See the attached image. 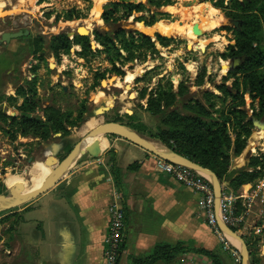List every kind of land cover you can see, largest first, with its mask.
Here are the masks:
<instances>
[{
	"label": "rangeland",
	"instance_id": "obj_1",
	"mask_svg": "<svg viewBox=\"0 0 264 264\" xmlns=\"http://www.w3.org/2000/svg\"><path fill=\"white\" fill-rule=\"evenodd\" d=\"M171 1L173 3L171 8H174L172 11L169 7L167 10L152 7L149 0H9V4L18 7V14H12L6 6L7 13H3L6 16H0V38L3 33L21 30L29 31L30 34L12 41L9 45H0V94L4 97L2 101L4 110H7L10 116L16 115L17 112L12 107L25 103V98L17 96V88L27 89L28 83L35 82L39 106L43 109L54 107L61 112L60 116L64 115L77 124L74 127L65 124L67 128L65 135L58 137L57 135L62 134L52 132L51 139L43 142L41 136L33 133L34 130H26L29 134L24 137L25 127L21 123L14 124L12 119L0 117V180L5 185L6 179L13 183V187L8 188L9 195H3L4 198L11 197L14 190L23 192L22 194L32 193L34 187L30 183L32 177L29 175L31 168L37 169L36 164H44L52 158H56V163L60 165L59 163L70 154L67 152L69 146L73 150L82 138L108 123V116L116 110L125 112L130 109L144 123L154 126L155 130L159 120L148 113V103L154 96L156 98V93L161 92V89L168 91L172 87V92L176 95L181 91L187 92L184 99H191L193 105L201 103L212 112L215 119L224 122L225 118L231 117L229 122L231 126L228 125V128L232 143L235 140L232 129L237 124L235 116L223 117L221 113L230 114V110L235 109L233 107L245 97L246 105L238 109L245 111L244 125L252 122L250 127L247 126L251 133L250 136L245 134L242 140L246 142V147L241 155L235 156L231 152V165L224 182L230 186L241 171L258 174L259 177L248 184V188L243 189L245 186L242 188L252 195V199H244L233 193L239 197L237 210L240 216L250 209L246 202L251 200H254L253 210L259 208L264 211V111H261L260 99H253L250 93L243 89V74L239 75L237 82L231 78L230 72L236 69L233 68V60L226 55L229 53L228 47L235 45L236 28L229 25L232 20L226 17L227 12L218 7L221 0H195L196 4L190 7L187 6L188 2H184L186 0ZM224 1L225 8L231 10L233 0ZM128 3L144 4L146 6L144 14L134 15L129 20H121L126 13L121 7L120 13L113 17L115 21L104 19L109 11L114 10L113 4ZM98 7L104 11L101 21L93 20V17L97 16ZM117 20L119 21L116 22ZM89 22H92V25L87 27ZM146 22L153 23V26L139 24ZM168 23L172 27H168ZM82 27L90 32L86 38L90 41L91 50L86 53L79 44L82 37L78 31ZM190 28L193 32L197 30L196 40L186 35ZM120 30L136 38H139L137 32H140L150 37L152 42L154 39L158 40L160 36L166 37L171 39L170 46L163 47L160 43H154L153 49L143 47L132 59L125 60L118 57L115 52L110 54L105 52L95 36L96 31L106 32L115 39ZM69 34L74 36L70 39L75 43L72 49L67 54L63 52L56 55L50 49L53 37ZM41 39L45 40L43 46L45 51L35 57L33 44ZM197 39L209 40L210 44L203 48L197 45ZM142 44L140 41L139 45ZM15 54L19 55L21 65L19 67L15 65V69L11 71ZM124 56L126 59L129 58L128 54ZM242 63L241 59L240 66ZM222 85L231 88L234 99L240 97L236 99L237 102L231 95H223L218 90ZM11 98H16V101L12 102ZM182 102L179 96L171 110L175 109L180 114L187 115ZM84 107L88 110L82 114ZM105 107H109L110 110L105 111ZM97 112L102 114L95 117L94 113ZM80 116L83 117L82 120ZM88 117H92L89 121L91 128L87 133H83L81 127ZM132 132L158 147L159 151H171L159 141L133 130ZM241 132L244 134L245 129H238V133ZM107 137L110 144L118 139L121 140L119 143L129 147L131 145L117 136ZM90 159L87 151L78 162L83 164ZM255 161L260 163L258 168L252 167ZM17 176L20 177L19 180L16 179ZM243 201H246L245 204ZM255 201L260 204L256 206ZM256 222L264 226L262 219H257ZM18 224L17 218L14 217L9 222L8 231L5 230L7 226L2 228L3 224L0 225V264H20L21 256L19 257L16 234ZM245 237L250 245L257 249L256 252L263 251L264 254L262 247L264 243L258 241V237ZM233 243L241 248L236 241Z\"/></svg>",
	"mask_w": 264,
	"mask_h": 264
},
{
	"label": "crops",
	"instance_id": "obj_2",
	"mask_svg": "<svg viewBox=\"0 0 264 264\" xmlns=\"http://www.w3.org/2000/svg\"><path fill=\"white\" fill-rule=\"evenodd\" d=\"M5 1L7 10L11 11L15 6ZM171 6L162 9L169 7L172 11ZM119 142L121 140L116 139L110 144L106 136L98 138L94 145L102 151L99 157L83 164L78 162L51 190L22 207L4 212L0 217V221H4L2 228L7 226V230L14 217L19 223L16 234L20 264H105L106 239L110 231L109 206L117 192L126 215L125 238L118 264L147 260L162 245L203 250L218 257L222 264H236L235 257L224 250L209 228L200 208L201 196L173 177L158 172L155 155ZM35 172V168H31L29 175L41 183L43 180ZM228 186L227 182L221 183L222 190ZM246 188L248 185L243 189ZM214 190L218 198L215 186ZM244 192L241 195L244 199L253 198ZM246 203L250 209L241 216L238 214L242 221L231 231L245 239L249 250L250 242L245 236H256L264 243V226L256 222L262 219L264 223V211L253 210L254 200ZM255 203L256 206L260 204ZM219 227L224 232V225ZM231 240L241 245L239 249L233 243L240 251L243 264L242 244ZM260 257L264 260L263 251ZM156 264H215V261L211 256L191 252L178 254L171 262L162 260Z\"/></svg>",
	"mask_w": 264,
	"mask_h": 264
},
{
	"label": "trees",
	"instance_id": "obj_3",
	"mask_svg": "<svg viewBox=\"0 0 264 264\" xmlns=\"http://www.w3.org/2000/svg\"><path fill=\"white\" fill-rule=\"evenodd\" d=\"M232 3L233 7L229 11L225 8L224 0L219 1L218 5L220 9L227 12L226 17L228 19L241 22L240 29L235 30V45L228 47L229 53L226 57L231 60L240 58L243 60V63L239 68L230 72L231 78L236 79L237 82L239 75L243 74V89L247 93L249 92L253 99H260V105L262 107L261 111L263 112L264 39H262V36H264V0H233ZM149 5L157 9H162L163 7L173 5V3L171 0H149ZM121 7L126 12L121 20H129L134 15L144 14L146 9L144 4H113L114 10L109 11L104 19L107 21H110L111 19L115 21L113 17L120 13ZM145 24L147 26H153V23L149 24L146 22ZM169 24L170 23L167 25L171 26ZM137 35L139 38H136L132 34H128V32L124 30H120L115 35V39H112L109 33L95 32L96 39L104 47L105 52L108 54L115 52L118 57L125 60L132 59L136 52L143 49V47L151 49L155 47V44L150 37L145 36L140 32H137ZM140 41L143 43L142 45H139ZM170 41L171 39L166 37L160 36L158 38V43L163 47H169ZM44 44L45 40L42 39L34 42L33 51L35 57L38 53H43L45 51L43 47ZM74 44L75 43H73L68 36L60 35L53 37L50 43V49H52L56 55L63 52L67 54L70 52ZM79 44L82 46L85 53L91 50L88 38H80ZM116 44H119V46L117 47ZM124 54H128L129 58L126 59ZM14 58L13 65L19 67L21 65L19 55L15 54ZM250 69L251 71H249ZM116 71L121 73L119 69H116ZM227 79L229 78H226V80ZM35 84V82L28 83L27 89H24L23 87L17 88V96L25 98V103L22 106L16 105L12 107V109L17 112L14 116L8 115L7 110H4L2 104L4 97L0 94V117L12 119L14 124L21 123L25 127V132L26 130H34L33 133L41 136L43 142H48L52 137V132L55 134H62L63 136L67 133L65 124L67 126L68 123L70 126L74 127L77 123L64 115L60 116L61 112L54 107L41 108L37 101V89ZM236 84L238 85V83ZM218 90L223 95L227 96L232 93L231 88L227 85L218 87ZM185 93L187 92L181 91V93L176 95L172 92V87H170L168 91H163L161 89V92L156 93V98L154 96V98L149 101L147 107L148 113L159 120L156 124L155 130L153 129L154 126L151 127L144 123L142 119L132 113L130 109L125 112L116 110L113 114L108 116V123L126 126L141 135L161 142L171 151L212 171L221 182H224L231 165V152H233L235 156L241 155L246 147V142H243L242 140L245 137V134L246 136H250L251 133L248 131V127L252 125V122H248L247 125H244V116L246 117L245 111L238 109L240 106L242 107L246 105L245 97H242L241 102L233 107L235 109L230 110V114L225 112L221 113L223 117L235 116L234 120L237 124L232 129L235 134V140L234 143H232L229 135L230 130L228 128L231 117L225 118L224 122L215 119L212 112L201 103L193 105L191 99H184ZM179 96H181L183 109L187 112V115H182L175 109L171 110L176 105ZM231 97H233V95H231ZM235 98L238 100L240 97ZM236 99H234V101L237 102ZM10 100L14 102L16 101V98H11ZM87 110L88 109L84 107L82 114L87 112ZM63 118L66 120H63ZM82 119L83 117L80 118V120ZM238 129H245V133H238ZM28 134L29 133L26 132L23 136L27 137ZM71 151L72 147L69 146L67 152L71 153ZM259 164L258 161H255L252 167L258 168ZM132 167L134 168L135 165ZM258 177V174H250L241 171L236 181H232L228 188L230 191L241 196L243 194L242 188L255 181ZM6 180V185L0 180V197L3 195H9L8 188L13 187V184L7 183ZM3 223L4 221H0V225ZM255 250L257 251V249L249 244L251 264H262L260 253ZM191 252L211 256L214 258L215 264H222L218 257L206 251L199 249H186L181 246L173 247L170 245L159 246L153 257L147 260L135 261L134 264H156L162 260L171 262L176 255Z\"/></svg>",
	"mask_w": 264,
	"mask_h": 264
},
{
	"label": "water",
	"instance_id": "obj_4",
	"mask_svg": "<svg viewBox=\"0 0 264 264\" xmlns=\"http://www.w3.org/2000/svg\"><path fill=\"white\" fill-rule=\"evenodd\" d=\"M196 4V1H192V2H188L187 6L190 7L192 5ZM104 14V11H103ZM141 24H145V23H141ZM240 24L241 22L239 21H230L229 25L235 27L236 29H240ZM30 32L29 31H18L15 33H3L1 35L0 38V45H9L12 41L14 40H18L20 38L23 37H27L29 36ZM78 34L81 37H87L89 36L90 32L82 27L79 29ZM72 34L68 35V38L71 39L72 37H74ZM154 43H158V40L154 39L153 40ZM241 64V59L240 58H236L233 60V68L237 69ZM15 69V65L12 66L11 71H13ZM110 108L109 107H105V111H109ZM95 117L96 116H100L102 114V112H97L94 113ZM87 119V118H86ZM90 119H92V117H88V119L86 120V122H88ZM101 135H107V136H117L121 139H124L125 141L131 143L132 145H135L143 150H145L146 152L155 155L156 157L163 159L167 162L173 163V164H177V165H181L187 168H190L194 171H197L203 175H205L206 177L210 178L212 183L214 184V186L217 189V195H218V199H220L221 194H222V189H221V183L218 179V177L216 176L215 173H213L212 171L203 168L202 166L194 163L193 161L173 152V151H169V150H164V151H159L156 150L154 148H152L150 145H148L147 143H145L143 141V139H141L137 134H135L134 132H132V129L120 125V124H115V123H105L104 125L100 126V128H98L97 130L89 133L86 137L82 138L80 140V142L74 147V149L71 151V153L68 155V157L62 162L59 163L60 165L58 166V168L53 171L50 175H48V177H46L45 181L43 184L48 185L49 188L46 190V192H48L49 190H51L53 187H55L58 183H60L77 165L79 158H81V156L83 155V150L85 148H89L88 153L90 155L91 158H97L101 155L102 151L100 149L99 146L94 145L95 140L101 136ZM61 135H58V137ZM91 142V144L88 146L86 145L87 143ZM57 159L56 158H52L51 161L46 162L47 165H51L52 163L56 162ZM59 162V160H58ZM32 181L34 182L33 178L30 180V183H32ZM32 185V184H31ZM23 192L20 191H13L12 192V196L9 198H4L3 196L0 197V214L13 210V209H17L19 207H22L23 205L35 200L36 198H38L39 196H41L42 194H37L36 191L32 192V193H28L25 195H22ZM11 200L12 199V203L11 205L7 206L5 204V202L7 200ZM225 232L227 233V235L234 240L240 241L242 244V253H243V264H249L250 262V254H249V250L248 247L246 245V243L239 238L235 233H233L231 230L225 228L224 229Z\"/></svg>",
	"mask_w": 264,
	"mask_h": 264
},
{
	"label": "built area",
	"instance_id": "obj_5",
	"mask_svg": "<svg viewBox=\"0 0 264 264\" xmlns=\"http://www.w3.org/2000/svg\"><path fill=\"white\" fill-rule=\"evenodd\" d=\"M157 171L173 177L186 188H189L201 196L200 208L205 213L207 224L214 232L224 247V250L235 257V261L241 264L240 251L233 247L231 238L220 229L232 230L236 228L241 219L237 211L239 197L231 192L228 187L223 188L220 199L217 198L213 183L205 175L190 168L167 162L158 157ZM110 231L106 239L107 251L105 255L106 264H117L122 251V245L126 231V215L121 204V197L114 193L109 206Z\"/></svg>",
	"mask_w": 264,
	"mask_h": 264
},
{
	"label": "bare ground",
	"instance_id": "obj_6",
	"mask_svg": "<svg viewBox=\"0 0 264 264\" xmlns=\"http://www.w3.org/2000/svg\"><path fill=\"white\" fill-rule=\"evenodd\" d=\"M0 5H2L1 6V8H2V11H0V16H6L5 14H3V13H7V12H5V9H6V6H7V4H6V1L5 0H1L0 1ZM99 8V7H98ZM10 9V8H9ZM17 9H18V7H14L12 10H11V12H12V14H14V15H16V14H18V12H17ZM102 14H103V9L100 7L99 8V10L97 11V16H95V17H93V20H95V21H101V16H102ZM9 15V14H8ZM13 17V16H12ZM92 20V21H93ZM84 22V21H83ZM84 24V23H83ZM216 24V23H215ZM92 25V22H89V24L87 25V27H90ZM159 25V23L156 25V26H158ZM80 26H81V24H80ZM172 26V25H171ZM86 27V26H85ZM209 27V26H208ZM213 27V26H212ZM211 27V28H212ZM215 27V26H214ZM60 28V27H59ZM58 29V28H57ZM78 29V28H77ZM88 30V29H87ZM156 30H157V27H156ZM190 32L188 33V34H186L188 37H193V38H195V36L196 35H198V33H197V30H195L196 32H193L192 31V28H190V30H189ZM57 32V31H56ZM72 36V35H71ZM170 37H173V36H170ZM187 37V38H188ZM195 40H196V38H195ZM211 40V39H210ZM193 43H195V42H193ZM201 45L203 48H206L209 44H210V42H209V40L207 41V40H205V41H202V40H198L197 39V45ZM200 46V47H201ZM90 121V120H89ZM89 121L88 122H86L82 127H81V131L83 132V133H87L88 131H89V129L91 128V123H89ZM98 128H100V127H98ZM98 128H96L95 130H97ZM94 130V131H95ZM93 132V131H92ZM103 136H106V135H101V136H99L98 138H100V137H103ZM107 137V136H106ZM97 138V139H98ZM96 139V140H97ZM107 139H108V137H107ZM95 140V141H96ZM145 143H147L148 145H150L152 148H154V149H158V147H155V145H152L151 143H149V142H147V141H145V140H143ZM91 144V142H89V143H87L86 145H90ZM90 147V146H89ZM88 150V147L87 148H85L84 150H83V154L86 152ZM58 164L57 163H52L51 165H49V167L46 165V164H39V165H36V167H37V169L35 168V174H36V176L39 178V179H41V180H43L41 183H39V180L38 179H34L33 178V180H34V182L32 181V185H33V187H34V191L33 192H35L36 191V193L37 194H44V193H46V190L49 188V186L48 185H45V184H43L44 183V181H45V179H46V177H48V175H50L53 171H55L57 168H58ZM48 167V168H47ZM46 169H47V171H46ZM45 176V177H44ZM43 178H45V179H43ZM208 178V177H207ZM208 179H210V178H208ZM211 180V179H210ZM22 195H25V194H22ZM11 203H12V199L11 200H7L6 202H5V204L7 205V206H9V205H11ZM229 237V236H228ZM232 243H233V241H232Z\"/></svg>",
	"mask_w": 264,
	"mask_h": 264
},
{
	"label": "flooded vegetation",
	"instance_id": "obj_7",
	"mask_svg": "<svg viewBox=\"0 0 264 264\" xmlns=\"http://www.w3.org/2000/svg\"><path fill=\"white\" fill-rule=\"evenodd\" d=\"M21 31H22V30H21ZM19 178H20L19 176L16 177L17 180H19ZM6 182L9 183L8 180H6ZM10 184H13V183H10Z\"/></svg>",
	"mask_w": 264,
	"mask_h": 264
}]
</instances>
